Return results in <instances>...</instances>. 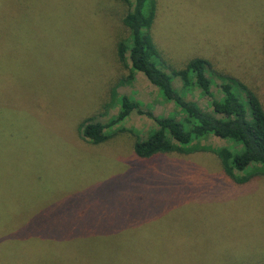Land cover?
Here are the masks:
<instances>
[{
	"label": "rangeland",
	"instance_id": "obj_1",
	"mask_svg": "<svg viewBox=\"0 0 264 264\" xmlns=\"http://www.w3.org/2000/svg\"><path fill=\"white\" fill-rule=\"evenodd\" d=\"M156 1L151 36L166 66L206 59L264 107V0ZM128 9L0 0V264H264V174L239 184L204 151L142 159L128 131L97 145L82 137V123H107L123 95L142 104L124 123L140 138L150 113L177 111L145 74L128 80L118 53L131 43ZM187 98L211 110L200 89ZM69 238L104 242L73 257L59 247Z\"/></svg>",
	"mask_w": 264,
	"mask_h": 264
},
{
	"label": "trees",
	"instance_id": "obj_2",
	"mask_svg": "<svg viewBox=\"0 0 264 264\" xmlns=\"http://www.w3.org/2000/svg\"><path fill=\"white\" fill-rule=\"evenodd\" d=\"M124 1L129 5L123 21L129 30L131 43L120 42L118 53L130 70L128 80H135L138 72L145 74L158 88L162 100L173 103L177 111L163 116L150 113L155 126L145 138H140L136 129L130 130L124 123L135 110L141 111L142 104L123 95L119 99L118 113L107 123L93 118L82 123L80 130L85 141L102 144L116 133L128 131L136 135L134 152L142 159L204 151L214 153L221 161L224 172L239 184L248 182L253 175L264 174V107L257 94L238 79L219 76L211 63L203 58L190 60L182 69L166 66L151 36L157 1ZM212 73L220 79L219 97L212 90L215 85ZM177 79L181 81L180 90L175 86ZM195 89H200L204 96L211 98V110H203L187 98ZM211 136L225 140L227 145L207 146L203 142ZM51 231L50 227L43 229V233ZM69 239H60L59 247L60 250L73 249V257L79 256L82 248L104 242Z\"/></svg>",
	"mask_w": 264,
	"mask_h": 264
}]
</instances>
